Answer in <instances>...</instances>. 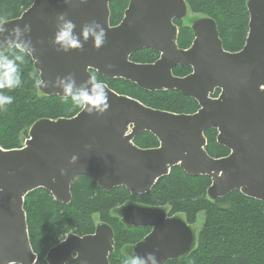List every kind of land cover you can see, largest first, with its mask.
<instances>
[{
  "label": "water",
  "instance_id": "water-1",
  "mask_svg": "<svg viewBox=\"0 0 264 264\" xmlns=\"http://www.w3.org/2000/svg\"><path fill=\"white\" fill-rule=\"evenodd\" d=\"M109 2L88 0L76 5L64 0H32L6 27L31 25L38 61L29 57L45 81L75 73L79 84L95 73L148 92L177 91L193 99L198 109L193 114L156 110L106 86L110 107L103 116L79 111L71 118L39 119L30 126L21 148H0V264H36L24 198L43 189L54 201L68 204L71 184L78 176L91 179L105 192L124 188L136 197L150 192L159 179L178 167L190 177L210 178L206 190L210 201L236 191L264 203V0H246L247 34L237 52L223 49L215 21L204 16L190 21L192 42L180 49L174 22L187 18L184 0H128L115 26L109 22ZM59 13H67V19L76 24L77 35L84 23L96 20L107 34L104 46L96 50L90 39L83 51L56 52L49 41ZM141 50L158 57L148 64L131 61ZM108 64L113 65L111 70L105 67ZM176 67L191 71L178 77L173 74ZM37 89L46 97L62 95L57 88ZM207 130L215 131V141L228 150L227 156L208 155ZM142 133L151 134L157 146H135V136ZM72 155L78 157L75 164H69ZM61 168L67 170L66 175H60ZM116 214L127 228L150 229L128 247L129 258L133 252L141 256L155 252L160 264H166L186 257L195 247L196 230L182 217L168 216L165 208L126 203ZM113 238L112 228L105 223L96 225L92 234L68 233L47 251L43 261L110 264Z\"/></svg>",
  "mask_w": 264,
  "mask_h": 264
},
{
  "label": "trees",
  "instance_id": "trees-1",
  "mask_svg": "<svg viewBox=\"0 0 264 264\" xmlns=\"http://www.w3.org/2000/svg\"><path fill=\"white\" fill-rule=\"evenodd\" d=\"M184 1L189 13L215 21L225 51L237 52L243 47L248 23L246 0ZM31 3L32 0H0V17L15 19ZM127 3L128 0H110L111 26L120 22ZM174 24L178 27L177 46L187 49L193 39L190 28L183 26L182 21ZM12 51L7 49L5 53L11 55ZM157 57L150 50H141L130 60L148 64ZM20 69L21 85L13 91L4 90V94L14 98L13 103L7 106L6 111L0 110V148L4 150L21 148L30 126L37 120L71 118L79 112L72 109L70 100L66 102L38 92L35 79L39 77L29 56H25ZM190 71L188 67H176L173 74L183 77ZM96 77L115 93L136 99L152 109L175 114H193L198 109L193 99L177 91L148 92L122 79ZM217 94L215 91L214 96ZM204 136L209 156H227L228 150L215 141V131L207 130ZM133 143L143 149L157 146L156 139L149 133L135 136ZM209 185V177H190L174 167L156 182L150 192L136 197L124 188L105 192L85 176H78L72 182L68 204L54 201L43 189L30 192L24 198L23 209L29 241L37 256L36 264H45L43 259L47 251L68 233L78 236L91 234L96 222L94 218L107 223L113 230L115 246L108 258L109 263L124 264L129 258L122 254V248L136 243L147 233V229H129L120 222L116 210L126 203L165 208L168 216H180L190 226L202 215L194 249L186 257L166 264H264V203L236 191L210 201L206 196Z\"/></svg>",
  "mask_w": 264,
  "mask_h": 264
},
{
  "label": "clouds",
  "instance_id": "clouds-1",
  "mask_svg": "<svg viewBox=\"0 0 264 264\" xmlns=\"http://www.w3.org/2000/svg\"><path fill=\"white\" fill-rule=\"evenodd\" d=\"M66 4H85L88 0H64ZM10 23L7 17H0V110H7V106L13 103L14 98L4 94V90L13 91L21 85L20 65L25 63V56H34L36 51L31 38V25L25 23L23 27L19 24L11 29L6 25ZM56 31L49 43L58 53H69L73 50L83 51L84 44L90 39L93 48L99 50L106 42V31L96 20L86 22L81 26L79 35L76 34V24L67 19V13H59L56 17ZM42 43V42H41ZM6 49L13 50L11 55L5 53ZM38 61V59H37ZM108 70L113 65L105 66ZM38 88H57L62 92L64 101H71L72 109H78L81 113L97 118L103 116L109 109L108 92L106 85L97 79L93 73L88 79L77 84L75 73H69L63 77L56 76L54 80L45 81L41 78L35 79ZM90 147L88 145L85 146ZM78 157L72 155L69 164H75ZM67 174V170L60 169V175ZM55 178H53V182ZM0 192L3 188L0 187ZM124 264H160L155 252H146L143 256L133 252Z\"/></svg>",
  "mask_w": 264,
  "mask_h": 264
},
{
  "label": "rangeland",
  "instance_id": "rangeland-1",
  "mask_svg": "<svg viewBox=\"0 0 264 264\" xmlns=\"http://www.w3.org/2000/svg\"><path fill=\"white\" fill-rule=\"evenodd\" d=\"M198 16H195L194 14H191V13H188L187 14V18L185 20L182 21V25L183 26H188L189 27V24H190V21L194 18H197ZM95 221H96V218H94ZM202 215H199L198 216V219H197V222L194 224V225H191L194 230H196V232L198 231V229L200 228L201 224H202Z\"/></svg>",
  "mask_w": 264,
  "mask_h": 264
},
{
  "label": "flooded vegetation",
  "instance_id": "flooded-vegetation-1",
  "mask_svg": "<svg viewBox=\"0 0 264 264\" xmlns=\"http://www.w3.org/2000/svg\"><path fill=\"white\" fill-rule=\"evenodd\" d=\"M120 222H121V221H120ZM99 223H104V222L96 220V222H95V226L98 225ZM105 224H107V223H105ZM107 225H108V224H107ZM95 226H94V227H95ZM109 226H110V225H109ZM110 227H111V226H110ZM126 228H127V227H126ZM191 228L194 230V228H193L192 226H191ZM129 229H130V228H129ZM134 229H135V228H134ZM143 229H147V233L144 235V237H145V236L150 232V229H149V228H143ZM93 231H94V230H93ZM92 233H93V232H92ZM92 233H91V234H92ZM87 235H88V234H87ZM144 237H142L141 240H142ZM63 239H64V238H63ZM63 239H62V240H63ZM113 239H114V238H113ZM62 240H61V241H62ZM141 240H139V241H141ZM139 241H137V242H139ZM59 242H60V241H59ZM59 242H58V243H59ZM137 242H136V243H137ZM58 243H57V244H58ZM136 243H134V244H136ZM134 244H131V245H134ZM131 245H130V246H131ZM114 246H115V243H114ZM114 246H113V251H114ZM130 246H125V247L122 248V254H123L124 256H126V257H128V256H127V250H128V247H130ZM110 255H111V254H110ZM110 255H109V256H110ZM128 258H129V257H128Z\"/></svg>",
  "mask_w": 264,
  "mask_h": 264
}]
</instances>
